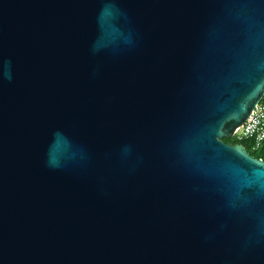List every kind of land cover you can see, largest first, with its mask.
<instances>
[{"label":"water","instance_id":"1","mask_svg":"<svg viewBox=\"0 0 264 264\" xmlns=\"http://www.w3.org/2000/svg\"><path fill=\"white\" fill-rule=\"evenodd\" d=\"M264 0H0V264H264Z\"/></svg>","mask_w":264,"mask_h":264},{"label":"built area","instance_id":"2","mask_svg":"<svg viewBox=\"0 0 264 264\" xmlns=\"http://www.w3.org/2000/svg\"><path fill=\"white\" fill-rule=\"evenodd\" d=\"M233 138L237 141L251 140L252 150L264 143V97L255 106L245 122L235 129Z\"/></svg>","mask_w":264,"mask_h":264},{"label":"trees","instance_id":"3","mask_svg":"<svg viewBox=\"0 0 264 264\" xmlns=\"http://www.w3.org/2000/svg\"><path fill=\"white\" fill-rule=\"evenodd\" d=\"M222 140L225 143H230V144H241L243 145L246 150L255 158L258 159H262L264 160V143L263 145L257 149V150H252V141L251 140H243V141H237L235 140L233 137L232 138H228V137H224L222 138Z\"/></svg>","mask_w":264,"mask_h":264}]
</instances>
